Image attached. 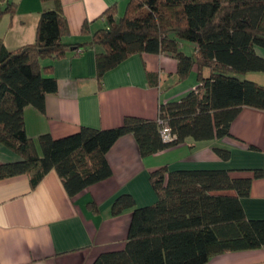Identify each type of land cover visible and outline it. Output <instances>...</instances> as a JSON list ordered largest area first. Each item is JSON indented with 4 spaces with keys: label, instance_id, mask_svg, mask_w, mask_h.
I'll return each mask as SVG.
<instances>
[{
    "label": "trees",
    "instance_id": "obj_1",
    "mask_svg": "<svg viewBox=\"0 0 264 264\" xmlns=\"http://www.w3.org/2000/svg\"><path fill=\"white\" fill-rule=\"evenodd\" d=\"M40 1L52 7L41 11L34 43L10 51L0 39V146L16 157L0 164V180L27 175L34 188L54 170L72 197L111 175L105 156L123 135L131 134L146 157L187 138L223 139L242 108L264 111V86L241 77L264 73L258 52L264 53V0H128L120 17L110 8L105 27L74 44L64 42L69 31L60 0ZM14 8L9 2L0 6V18ZM181 43L194 53H184ZM87 48L95 49L98 86L106 72L143 53L175 59L181 80L195 67L198 84L179 101L161 104L155 121L125 117L113 129L81 127L59 139L43 134L36 150L26 134L24 108L42 112L45 97L56 93L55 79L44 75L50 68L40 61ZM158 120L167 123L172 141L162 142ZM213 150L229 159V150ZM253 172L263 176L261 169ZM150 183L156 201L149 206L136 207L128 194L114 200L112 216L131 210L125 247L99 254L92 264H205L215 255L264 246V220L247 219L240 203L251 179L231 178L227 170L164 167L150 173ZM224 191L236 195H215Z\"/></svg>",
    "mask_w": 264,
    "mask_h": 264
},
{
    "label": "crops",
    "instance_id": "obj_2",
    "mask_svg": "<svg viewBox=\"0 0 264 264\" xmlns=\"http://www.w3.org/2000/svg\"><path fill=\"white\" fill-rule=\"evenodd\" d=\"M7 2L15 8L13 15L0 18V39L12 51L34 43L39 15L52 5L40 0H0V6ZM127 2L60 0L69 31L64 42L88 41L100 24L105 27V12L114 8L118 18ZM185 48L186 54L194 53L192 45L181 43L180 49ZM40 65L50 68L44 75L55 79L56 93L45 97L42 112L24 108L26 134L36 150L43 134L59 139L81 127L113 129L121 126L125 117L155 121L161 104L179 101L198 84L195 67L181 80L176 60L163 54L128 57L104 74L100 86L93 48L68 51L55 60L43 59ZM203 75L207 76L208 70ZM216 147L229 150V159H220L213 150ZM105 157L111 175L72 197L54 170L34 188L27 175L0 180V264H92L101 253L123 250L131 210L112 216L111 205L121 194L130 195L136 207L155 203L150 173L164 167L168 171L227 170L231 178L251 179L249 195L240 203L247 219L264 220V111L242 108L230 125V135L223 139L194 142L187 138L146 157L140 156L134 137L126 134ZM15 160L0 146V164ZM256 169L262 170L261 178L254 177ZM215 195L236 194L224 191ZM205 264H264V246L215 255Z\"/></svg>",
    "mask_w": 264,
    "mask_h": 264
},
{
    "label": "built area",
    "instance_id": "obj_3",
    "mask_svg": "<svg viewBox=\"0 0 264 264\" xmlns=\"http://www.w3.org/2000/svg\"><path fill=\"white\" fill-rule=\"evenodd\" d=\"M159 125V134L162 142H170L174 139V135L171 133L170 128L168 127L165 121L158 120Z\"/></svg>",
    "mask_w": 264,
    "mask_h": 264
},
{
    "label": "rangeland",
    "instance_id": "obj_4",
    "mask_svg": "<svg viewBox=\"0 0 264 264\" xmlns=\"http://www.w3.org/2000/svg\"><path fill=\"white\" fill-rule=\"evenodd\" d=\"M104 28V25H99V29ZM184 53H188V49L185 48L184 50H182ZM247 79L251 80V81H256L259 85L264 86V81L261 80V78H263L264 80V73H257V72H250L247 75ZM244 77V76H241Z\"/></svg>",
    "mask_w": 264,
    "mask_h": 264
}]
</instances>
